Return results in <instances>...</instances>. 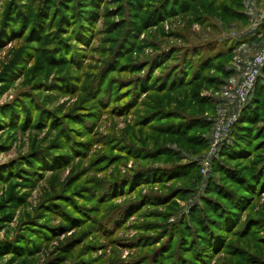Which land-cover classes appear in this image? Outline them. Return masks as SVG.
<instances>
[{
	"label": "rangeland",
	"instance_id": "374dc122",
	"mask_svg": "<svg viewBox=\"0 0 264 264\" xmlns=\"http://www.w3.org/2000/svg\"><path fill=\"white\" fill-rule=\"evenodd\" d=\"M158 1L0 0V31L7 35L20 34L12 24L21 16L35 24L42 14L33 39L38 43L19 37L0 46V264H264V222L251 221L249 237H241V226L224 233L227 242L218 255L204 242L209 236L204 220L215 216L208 200L221 201L212 194L214 184L229 186L219 171L257 167L264 159V111L260 122H237L251 94L243 106L238 101L234 106L218 104L223 87L202 92L217 102L201 114L209 131L194 132L206 134L205 149L185 151L160 135L155 126L177 122L160 121L163 116L145 130L136 127L146 123L141 118L148 99L158 96L141 95L143 82L131 85L147 74L141 64L171 47L215 39L233 43L236 35L195 23L185 29L180 18L145 29L141 21ZM86 12L90 23L77 27L78 15L87 17ZM260 14L253 16L256 25L246 32L238 62H230L235 69L230 79L257 52L252 40L261 37L264 20L255 21ZM172 31L182 37H170ZM222 112L237 120L209 156L213 121ZM236 123L251 126L238 129L254 141V154L244 161L220 155ZM164 146L169 151L156 153ZM162 152L170 154L158 156ZM206 156L210 166L204 175ZM149 168L158 169L145 172ZM262 204L264 193L242 222L257 217Z\"/></svg>",
	"mask_w": 264,
	"mask_h": 264
},
{
	"label": "trees",
	"instance_id": "16d2710c",
	"mask_svg": "<svg viewBox=\"0 0 264 264\" xmlns=\"http://www.w3.org/2000/svg\"><path fill=\"white\" fill-rule=\"evenodd\" d=\"M143 9L145 8L143 7ZM148 9L145 18L141 21V25L145 29L147 27H161L165 21L175 18H180L183 21L185 29L195 23L204 27L209 26L215 30L220 28L224 31H230L235 24L247 25L249 22V16L246 14V0H159L154 6H149ZM86 13L87 17L82 16V14L78 15L77 27H85L90 23L91 13ZM41 16L42 14L39 13L35 16V24L27 23L26 16L17 19L12 27L20 33L19 35L15 34L14 30H12L13 34L7 35L6 30L1 29L0 46L4 47L10 41L20 39L19 37H25L28 42L38 43L33 39H35V31L40 25ZM50 16L48 14V17ZM46 21H48V18ZM131 25L134 26L135 23ZM129 30L131 31V29ZM172 35L173 37L176 35L178 39L182 37L178 32L172 31L170 37ZM122 39L124 41V37ZM227 41L215 39L198 45L171 47L168 51L152 57L147 64H141L140 69L146 70L147 74L145 77H141L142 80H138L136 85L135 83L131 85L135 88L140 84L139 82H143L144 88L141 90V95L154 93L158 96L157 98L148 97L150 100L148 99L147 104L144 106L146 112L142 114L141 118L142 122L146 123H141L136 127L145 130L148 128L147 126L163 116L160 121L175 120L177 122H165L164 125L155 126L161 130L158 131L160 135H166V137L173 139V144L185 151H188L190 147L205 149L208 146L206 134L199 135L194 132L203 131L207 133L209 131L211 124L208 120L202 118L201 114L207 110L213 111L217 102L209 96L202 95V92L205 90H220L235 72L230 62L236 54L239 42L228 43ZM185 43L186 41H184ZM62 45L63 48H68L63 43ZM60 46V43L53 44V52H57ZM168 62L173 63L167 66L162 74L154 78L155 71L162 69ZM126 65L129 64L126 63ZM152 80H155V84H150ZM145 82L146 84H144ZM135 107H137V104ZM263 111L264 67L254 83L250 99L241 110L237 122H244L249 125L252 122H260ZM236 125L237 123L233 126L229 140L223 144L222 152H220V155L228 161H244L254 154L252 150L254 141L251 135L238 132V129L249 130L251 126H242V128L236 127ZM181 148L175 150L179 151ZM155 151L160 153L159 151L167 152L169 149L164 146ZM166 152H162L163 154H158V156L170 154ZM174 164L181 165L178 162ZM222 168L219 172L224 175L223 177L229 186L219 187L216 183L214 184L215 191L212 194L219 197L221 201L208 198L210 204H215L212 210L215 216L214 218H207L204 220L205 224L203 223L209 229V236L204 242L210 246L212 253L215 255L224 250L227 242L224 240L225 237L222 236L224 233H234L238 226H241V237H249L246 234V231H250L248 230L249 223L255 221V225H259L264 222L263 204L260 213L256 214L257 217H250L242 222L243 215L254 204L259 195L264 193V186H262L264 183V159L261 158L259 166L253 168L252 166L242 168L224 166ZM153 169L157 170L158 168ZM153 169L144 170L147 172ZM160 169L162 168L159 167ZM234 185L235 188H232L231 186L234 187ZM220 190H223L222 193ZM260 214L262 216L258 218Z\"/></svg>",
	"mask_w": 264,
	"mask_h": 264
},
{
	"label": "built area",
	"instance_id": "2783aa9c",
	"mask_svg": "<svg viewBox=\"0 0 264 264\" xmlns=\"http://www.w3.org/2000/svg\"><path fill=\"white\" fill-rule=\"evenodd\" d=\"M264 67V47L260 48L254 56L251 58V61L246 66L244 74L240 82L237 84L235 88V98L240 103L241 106H243L249 95L252 92L254 83L258 76L260 75V72L262 68ZM237 116L232 115L228 116L226 113H220L218 114L214 119V129L212 133V146L209 153V156H211L218 145L223 142V140L227 137L229 133V129L231 125L236 122ZM206 156L201 161L202 165V173L206 175L209 166H210V157Z\"/></svg>",
	"mask_w": 264,
	"mask_h": 264
},
{
	"label": "crops",
	"instance_id": "0c3cea01",
	"mask_svg": "<svg viewBox=\"0 0 264 264\" xmlns=\"http://www.w3.org/2000/svg\"><path fill=\"white\" fill-rule=\"evenodd\" d=\"M250 1L251 0H249V2H248V4H246V14L249 16V22L250 23H248L247 25H241V24H235V26H234V28L233 29H231L233 32H234V34H236L235 36H234V42L235 41H237V42H239V44L237 45V49H236V54H235V56L233 57V65H235V63L236 62H238V56H239V52H240V47L242 46V44L244 43V42H242V41H245V39H246V37L247 36H249L246 32H249V31H251V29H250V26H251V24H253V16H254V14L258 11L259 12V14L260 15H257V16H259V19H258V21H257V19L255 20L259 25H260V23H262L263 22V20H264V11L262 10V9H260V10H257V8L259 7V5H262V8L264 9V0H254V2H253V4L255 5V10H257V11H252V9L250 8V6H248L249 4H250ZM258 6V7H257ZM256 24H253V26H255ZM243 31V32H242ZM240 32H242V33H244L242 36V38L240 39V35L242 34V33H240ZM246 33V34H245ZM239 37V38H238ZM230 38H231V36H230ZM228 39V38H227ZM229 40V39H228ZM232 42V41H231ZM252 42H253V44H256V45H258V49H257V51L260 49V48H262V47H264V27H262L261 28V37L259 38H254L253 40H252ZM247 65V64H246ZM235 70V69H234ZM244 70H245V67H244V69H243V71L241 72V75L240 76H238V78L236 79V80H234V77L232 78V79H230L229 81H228V85L226 84L224 87H223V91H221V92H219V94L218 95H222L223 94V99H220L219 98V100H218V104H220V105H234V106H237V99L235 98V87L237 86V84L240 82V80L242 79V77H243V74H244ZM235 73V72H234ZM235 86V87H234ZM234 87V88H233ZM228 88L229 89H232V92H230L229 90H228ZM231 103V104H230ZM222 110H228V109H223L222 108ZM226 113V112H225Z\"/></svg>",
	"mask_w": 264,
	"mask_h": 264
}]
</instances>
